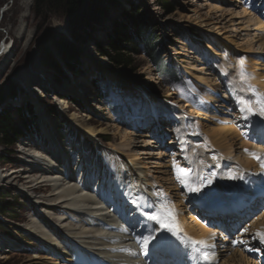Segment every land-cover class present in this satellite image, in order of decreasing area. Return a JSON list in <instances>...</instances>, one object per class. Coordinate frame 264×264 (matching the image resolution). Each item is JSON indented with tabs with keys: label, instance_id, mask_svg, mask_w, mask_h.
<instances>
[{
	"label": "rangeland",
	"instance_id": "obj_1",
	"mask_svg": "<svg viewBox=\"0 0 264 264\" xmlns=\"http://www.w3.org/2000/svg\"><path fill=\"white\" fill-rule=\"evenodd\" d=\"M160 1L170 2L174 10L171 13H166L165 8L160 5ZM214 2V0H110L105 4L106 13L102 17V21L97 22L92 29L88 30V41L76 45L78 59L74 60V69H71L61 60L54 44L60 39H73L71 24L64 12H55L53 8L39 5L37 0H0V47L4 42H7L12 50L10 61L6 64L2 62L0 52V64L2 65L0 94H7L3 98L6 100V105L12 104L19 107H24L26 104L32 105L35 114L31 113V117L39 124L36 129L32 128L29 131L25 139L19 142L20 145L17 143L14 146V151H4L5 149L0 146V153L5 158L20 160V164L16 166L0 162V172L9 175L5 182L0 183V201L1 195L5 191L11 193L7 210L10 216H0V235L3 234L11 242L3 244L0 241V264H33V258L38 254L43 256V259L38 257L39 261L49 259L52 264H67L62 257L56 254L51 255V251L41 242V239L25 227L30 216L37 210L33 201L27 196V192H18L19 187L23 190L24 188L21 187L27 185L25 181L13 176L14 170L23 168L26 164L24 163L23 151L25 152V150L23 148L25 144L29 146V140L32 139L35 142L34 149L48 148L53 153L57 151L55 144L50 141L51 135L44 127L46 120H54L57 124V130L59 133L61 132L66 145L71 148L70 159L76 160L78 155L85 152L88 164L91 166L92 162L96 160L99 170L104 172L107 177L111 176L112 172L117 176L122 169L125 170V163L121 159L124 154L116 151L113 146L123 142L128 143L129 141H125V139L128 140L132 136L134 141L136 140L132 147L136 149L139 145V152L140 145L145 143L140 141L146 139L141 135L147 131L150 132L149 140L154 139L155 143L160 142L159 147L151 145L152 148L156 150L157 147H161L168 152L166 160H168L167 164L171 175L168 169L166 171L170 178L175 177L176 174V169L173 167L174 162L179 167L186 165L187 154L185 151L187 149L184 150V148L186 145L194 143H188V141L196 138L195 127H197V122L200 119L203 120L204 117L205 122L210 125H215L212 119L216 123L223 117L228 119L227 121H230V124L239 130L241 141H246L251 131H249V126L237 106L238 101L235 100L237 96L234 95V93H241L242 89L236 78L229 74L231 68L224 72L221 69L222 66H219V63L223 62L222 59H230L231 52L226 47L222 50L221 57L217 59L214 55L220 48L229 45L226 39L232 37L233 33L228 31L234 27H227L230 25L228 22L231 19L230 16H220L219 12L209 9V4H216ZM242 3L247 8L254 9L264 20V0H242ZM217 5L227 6L219 3ZM134 10H141L138 13L139 16L148 21L154 29L157 38L154 44L157 50L162 53L157 56V62L161 63V60H165L168 64L172 63L173 66H176V77L172 73L160 76L157 68L144 54L143 46L139 47L138 53L132 54L133 63L127 68L116 66L107 57L100 55L97 45L107 48L113 30L119 24L131 25L128 16H133ZM241 19L244 22L243 18ZM22 25L23 33L21 35L19 28ZM223 25L226 27L224 28ZM244 33L246 32H241L243 39ZM237 39L238 42L242 41L238 37ZM210 42H213L216 47L213 46V55L207 52L208 49L205 46ZM192 43L200 44L206 50L198 52L192 49ZM183 46L186 47V51ZM235 49L237 50V48ZM177 50H182L184 54L176 55ZM239 51L243 54L241 49ZM49 54L60 61L61 69L65 70L64 74H58ZM252 59L260 66L258 68L260 71L263 68L262 58L257 56ZM191 64L205 68L206 73H211L210 85H204L195 78L193 74L198 73L191 70L192 67L194 68ZM146 66H149L153 79L150 83L145 80L149 74L145 72ZM242 70H245V67ZM230 77H233L234 81H231ZM45 81H51L54 85L46 88ZM97 82L101 88L109 89L110 95L107 99H100L95 87ZM85 83L88 87H82ZM13 89H17L18 96L10 98L7 91L10 92ZM42 90H47L45 93L48 96L39 97V92ZM169 91L172 93L170 96L167 95L170 93ZM212 96L216 99H210ZM61 98H64V101L59 104ZM78 101L82 109L79 107ZM62 104L65 105L62 107L66 112H75L80 119H85L86 122L89 120L97 126H104L108 131L100 134L96 140L95 138H86L84 143L79 128L74 126L71 120L69 121V115L68 118L61 115L59 105ZM39 107L42 109L39 110ZM39 111L42 112L39 113ZM113 124L129 132V135L125 138L122 133H117ZM160 134L165 137L163 143L159 141ZM252 135L254 138L258 136L253 132ZM180 137L186 140L184 141L186 145L179 144ZM198 138L201 139V136ZM197 145L202 148L201 145ZM193 146L195 147V143ZM214 151L215 149L208 148L204 152L208 155ZM169 152L172 153L171 155L175 153L176 158L173 161H170ZM41 154L43 153L41 152ZM65 158L68 160L67 156ZM131 161L135 162L134 158ZM146 165L145 172H149L153 177L163 182L157 174L152 172L150 166ZM111 178L114 179L113 176ZM173 180L176 181L174 178ZM40 185L38 184V187ZM38 194L37 190L35 195L38 196ZM44 215L47 217L49 214L47 212ZM42 221L47 227H51L49 222ZM33 236L38 240H34ZM67 247L71 246L67 244ZM73 249L72 247L70 252ZM70 264L79 263L71 259Z\"/></svg>",
	"mask_w": 264,
	"mask_h": 264
},
{
	"label": "bare ground",
	"instance_id": "obj_2",
	"mask_svg": "<svg viewBox=\"0 0 264 264\" xmlns=\"http://www.w3.org/2000/svg\"><path fill=\"white\" fill-rule=\"evenodd\" d=\"M214 1L216 4L210 3L209 9L219 12L220 16H230L231 19L228 20L230 25L227 27H234L230 31L227 30L233 33L232 37L226 39L229 45L216 51L215 57L218 59L222 55V50L226 47L229 49L230 59H222L223 62L219 63V66H222L224 72L231 68L229 74L236 78L242 89L241 93H234L237 96L235 99L238 101L237 106L241 108L239 103L241 98L253 102L252 115L240 111L251 131L246 141H241L239 130L224 117L217 123L212 119L215 125L207 124L205 117L197 122L194 131L196 138L188 141V143L194 142L195 147L194 143L184 144L186 140L180 137L179 144L186 145L184 150L187 149L186 166L180 168L190 170L188 183L194 188H200L199 192H195L189 191L188 187L177 179V172L175 177H168L166 171L168 152L161 147L158 148L160 142L155 143L154 139H148L149 131L141 135L146 139L140 141L145 143L140 145L139 152V145L136 149L132 147L136 141L132 136L128 140L125 139L129 141L128 143L123 142L113 146L116 151L124 154L121 159L125 163V170L122 169L117 176L112 172L111 177L113 176L114 179L105 181L101 179L102 171H98L99 168L95 164L87 165L84 153L78 156L76 162H68L71 160V148L66 145L54 120H46L44 127L51 135L50 141L56 146L57 151H54V154L58 159L48 154L47 151H51L48 148L37 150L25 144L23 155L26 164L23 168L14 170L13 176L25 181L27 185L21 187L24 189L19 188L17 191L27 192L28 195L25 194L33 201L37 210L35 214H31L25 227L41 239L51 251V255L62 257L67 264H70L71 259L79 264H156L167 261L168 257L162 250L163 247L174 246L179 252L188 254L199 247L209 254L211 264H264V255L258 253V257L261 258L258 261L251 254H244L240 250L248 241H251V245L247 244L253 248L254 236L264 230V167L253 155L255 153L256 156L264 159V146L261 145L262 141L252 137V132L259 133L261 130L264 133V115L259 114L260 105L255 103L256 96L248 90L251 85L259 93L264 94V20L254 9L247 8L242 0ZM217 3L227 6H220ZM19 30V34L23 33V25ZM244 31L246 33L243 39L241 32ZM237 37L242 41L238 42ZM205 46L209 50L214 48L210 43H206ZM183 47L186 51V47ZM11 51L7 42L0 47L4 64L10 61ZM175 54L183 55L184 52L177 50ZM257 56L262 58L263 68L260 71L258 70L260 66L252 59ZM191 65L194 66L191 70L198 73L193 74L195 78L204 85H210L211 73H206L205 68ZM1 66L0 64V70ZM243 67L245 70H242ZM145 72L149 73L145 80L152 82L149 66L145 67ZM230 80L234 81L233 77H230ZM44 85L48 88L47 86L51 87L54 84L48 81ZM82 87L88 85L85 83ZM45 92L47 90L40 91L39 97L46 96ZM169 92L167 95H172L171 91ZM211 98L216 99L214 96ZM63 101L64 98L59 99V104ZM62 106L65 105H59L61 115L66 118L69 115V121L71 120L79 128L84 143L86 138L96 140L100 134L108 131L106 127L97 126L88 119L87 122L84 121L85 119H80L75 112H66ZM40 109L42 107H39ZM113 125L116 132L122 133L123 137L129 135V132L122 130L120 126ZM199 136L201 139L198 138ZM164 139L165 137L160 134L159 141L162 142ZM29 142L35 143L32 139ZM151 145L158 147L154 150ZM195 148L199 150L196 151ZM208 148L215 149L214 153L207 155L204 151ZM171 154L169 152L170 161H173L176 158L175 153ZM130 158H134L135 162ZM64 162H66L65 167L62 165ZM146 164L163 182L149 172H145ZM168 171L171 175L169 169ZM7 175L0 172V183L8 179L9 175ZM209 180L211 183H208ZM38 184L41 185L38 187ZM37 190L38 196L35 195ZM161 205L171 209V215L161 211L164 223L178 226L181 230L179 235L173 234L160 221L150 220L145 215L147 211L161 210ZM243 206H247L249 210L245 211L247 207L243 209ZM223 210H227L229 214L222 213ZM47 212L49 215L46 217L44 213ZM200 213L218 217L219 220L225 219L227 222L230 221L229 219H233L236 223L239 220L238 229L231 238L226 237L223 241L220 232L209 226L210 222L203 223L196 216ZM254 213L253 221H250V216ZM42 220L49 222L51 227H47ZM241 221H244V224ZM187 236L197 241H207L208 244L214 242V239L218 238V240L211 249H206L201 244L195 246L185 244L184 240ZM4 237L3 234L0 235L3 244L11 242L9 238ZM235 237L243 241L237 248L232 246ZM145 239L148 240L147 246L144 245ZM67 244L71 247L68 248ZM72 247L74 249L70 252ZM259 247L263 248L264 243L259 244ZM263 250L264 248L261 249L262 252ZM39 256L43 259V256L38 254L34 256L33 264H52L49 259L39 261ZM192 257L194 264H203L199 257L193 255Z\"/></svg>",
	"mask_w": 264,
	"mask_h": 264
},
{
	"label": "trees",
	"instance_id": "obj_3",
	"mask_svg": "<svg viewBox=\"0 0 264 264\" xmlns=\"http://www.w3.org/2000/svg\"><path fill=\"white\" fill-rule=\"evenodd\" d=\"M107 2H110V0H37L39 5L53 8L55 12L62 11L68 17L71 24L73 39H60L54 42V44L57 47L61 60L64 61L65 65L71 69H74V60L76 61L78 59L76 45L78 43H86L88 41V30H90V28L92 29L97 22L100 23L102 21V17L106 13L105 4ZM160 5L165 8L166 13H171L174 10L172 4L168 1H160ZM134 11L135 14H133V16H128V20H130L129 23L131 25L128 26L126 23L119 24L115 30H113L110 38L111 40L107 48L97 45L100 55L107 57L116 66L127 68L133 63L132 54L138 53L139 47L143 46L144 53L157 68L159 75L169 73L173 74V70L175 72V68L168 64L165 60L160 61L162 64L157 62V56L159 54L162 55V53L157 50V47L154 44V41L157 39L154 34V29L148 21L143 20L141 16H139L138 13H140L141 10ZM191 47L197 51L203 49L202 46L197 43H192ZM124 50L127 51L125 52ZM123 53L127 54L124 55ZM49 58L52 61L53 66L58 70V74H64L65 70L61 69L59 64L60 61L51 54H49ZM61 65L63 66V64ZM95 87L100 99L107 98L108 94L103 88H101L98 82L95 84ZM7 92L9 93L10 98L18 96L17 89ZM4 95L7 94L4 93ZM4 95L2 93L0 94V146L5 149L4 151H14V146L22 141L32 128L36 129L38 123H36V121L31 117V113L35 114L32 105L28 106L26 104L24 107L14 106L12 104L6 105V100L3 99L6 97ZM77 103L79 105V101ZM79 107L81 108L80 105ZM105 140L108 141V139ZM0 162L3 164H10L12 166L20 164L19 159L5 158L1 153ZM10 194L11 193L5 191L1 195L0 216L2 217L10 216L7 212L10 204Z\"/></svg>",
	"mask_w": 264,
	"mask_h": 264
},
{
	"label": "snow or ice",
	"instance_id": "obj_4",
	"mask_svg": "<svg viewBox=\"0 0 264 264\" xmlns=\"http://www.w3.org/2000/svg\"><path fill=\"white\" fill-rule=\"evenodd\" d=\"M248 90L250 92L253 93V95L256 96V101L255 103L260 105L259 108V114L260 115H264V94L259 93L253 86L249 85ZM239 103L241 105L240 111L241 112H246L248 115H252L253 114V108H252V101L251 100H246L244 98H241L239 100ZM247 118V117H246ZM177 131H179V129H177ZM253 155L260 160L262 167H264V159H262L259 156H256L255 153H253ZM185 159H187V157H185ZM173 167L176 169L177 172V179H179L182 183H184L189 191H195V192H199L200 188L199 187H192L188 181L190 179V170L188 169H182L180 168L178 165L173 164ZM235 178V177H233ZM208 183H211V181L209 180ZM203 186V185H201ZM161 211L165 212L168 215H171V209L170 208H166L164 205H161V210L156 211V212H152V211H147L145 212V215L148 217V219L150 220H156V221H160L162 223V225L167 228L169 231H172L173 234L175 235H179L181 230L179 229L178 226H175L173 224H169V223H164L162 217H161ZM247 231V230H245ZM257 237L260 239L261 243H264V233H257ZM148 240L145 239L144 240V245L147 246ZM185 244H191L192 246L201 244L204 246V248H210L212 247V245L208 244L207 241H197L191 237H188L186 240H184ZM239 243H243V241H239ZM195 251L197 253H199L200 257L203 258L204 260H209V254L207 252H205L202 248L196 247ZM209 264H211V261L209 262Z\"/></svg>",
	"mask_w": 264,
	"mask_h": 264
}]
</instances>
